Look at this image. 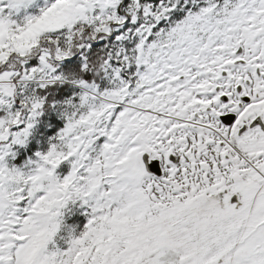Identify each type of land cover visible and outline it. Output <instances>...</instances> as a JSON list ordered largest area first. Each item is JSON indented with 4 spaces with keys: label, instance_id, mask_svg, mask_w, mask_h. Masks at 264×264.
<instances>
[{
    "label": "snow or ice",
    "instance_id": "6c2138e0",
    "mask_svg": "<svg viewBox=\"0 0 264 264\" xmlns=\"http://www.w3.org/2000/svg\"><path fill=\"white\" fill-rule=\"evenodd\" d=\"M0 264H264V0H0Z\"/></svg>",
    "mask_w": 264,
    "mask_h": 264
}]
</instances>
